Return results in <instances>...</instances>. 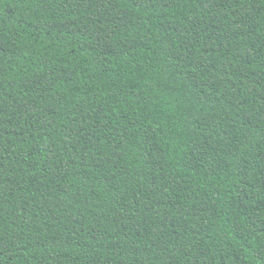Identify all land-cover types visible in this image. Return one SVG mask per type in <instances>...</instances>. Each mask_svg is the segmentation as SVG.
Listing matches in <instances>:
<instances>
[{"label": "trees", "instance_id": "trees-1", "mask_svg": "<svg viewBox=\"0 0 264 264\" xmlns=\"http://www.w3.org/2000/svg\"><path fill=\"white\" fill-rule=\"evenodd\" d=\"M0 264H264V0H0Z\"/></svg>", "mask_w": 264, "mask_h": 264}]
</instances>
